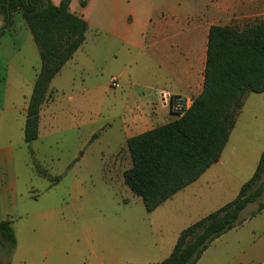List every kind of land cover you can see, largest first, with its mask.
Instances as JSON below:
<instances>
[{"label":"crops","instance_id":"0c3cea01","mask_svg":"<svg viewBox=\"0 0 264 264\" xmlns=\"http://www.w3.org/2000/svg\"><path fill=\"white\" fill-rule=\"evenodd\" d=\"M50 1L59 6L63 0ZM82 1L87 2L84 7ZM262 8L264 0H71L70 11L81 16L89 29L80 60L76 58L81 49L53 79L50 90L55 95L64 92L63 74L68 70H81L89 77L110 72L111 79L118 80L117 88L126 94L122 133L127 148L129 138L176 120L163 95L194 102L202 94L211 27H235L230 24L233 19L248 21ZM4 20L0 14V29ZM7 36L17 45L4 41ZM0 59L4 69L0 72V85H4L0 93V222H12L17 239L11 254L0 241V264H53L56 253L48 244L50 233L38 231L39 212L28 206L38 190L26 185L27 164L21 152L42 138L44 115L56 119V112L50 109L57 106L58 98L43 106L39 137L27 144V111L42 63L21 12L0 41ZM110 81L105 83L108 91L113 89ZM15 94L20 95L19 101H13ZM246 109L247 96L219 162L155 210L170 217H149L151 231L143 243L131 249L119 244L112 251L94 249L95 264H162L183 230L238 196L255 174L264 151V124L257 131H239ZM107 127L103 126L101 135ZM84 157L83 153L73 162ZM257 209V204L249 205L240 217L244 222L215 240L197 264H264V209L252 217Z\"/></svg>","mask_w":264,"mask_h":264},{"label":"trees","instance_id":"16d2710c","mask_svg":"<svg viewBox=\"0 0 264 264\" xmlns=\"http://www.w3.org/2000/svg\"><path fill=\"white\" fill-rule=\"evenodd\" d=\"M46 0H0L4 26L0 41L22 13L41 55V70L29 101L25 142L39 137L40 114L52 98L53 79L86 41L89 26L70 11L71 0L46 6ZM86 1H82L84 7ZM249 93H264V18L244 29L213 26L209 33L204 89L181 119L127 140L132 161L124 171L126 186L151 213L217 164ZM98 138L95 134L90 142ZM56 181L59 178L55 179ZM264 151L253 177L238 196L216 212L183 230L162 264H197L215 240L240 226L242 212L251 204L264 209ZM0 241L11 254L17 245L13 224L0 222Z\"/></svg>","mask_w":264,"mask_h":264},{"label":"rangeland","instance_id":"374dc122","mask_svg":"<svg viewBox=\"0 0 264 264\" xmlns=\"http://www.w3.org/2000/svg\"><path fill=\"white\" fill-rule=\"evenodd\" d=\"M263 18L264 9L248 21L233 19L230 24L244 29ZM9 37L4 41L17 45ZM91 46L92 42L86 46V51ZM82 51L76 59L80 60ZM72 67L79 66L73 64ZM3 70L0 59V72ZM63 75L66 78L64 92L58 95L53 92L48 101L58 98L57 106L50 109L56 112V119L44 115L42 138L30 147L34 156L29 148L21 152L27 164L24 168L26 185L38 190L28 206L39 212L38 231L50 233L48 244L56 253L51 259L53 264H82L83 259L87 264H95L94 249L112 251L118 244L123 249H131L143 243L151 231L149 217H170V214L164 216L162 210L147 212L142 199L124 182L123 173L132 165L128 148L123 145L126 94L121 87L106 89L111 73L89 77L81 70H68ZM3 86L0 85V93ZM19 99L20 95L15 94L13 101ZM105 124L110 128L101 135ZM262 124L264 96L249 93L239 131H257ZM95 134L98 138L88 143ZM83 153L85 157L74 163ZM50 210L54 212L50 214ZM197 216L192 214L191 217Z\"/></svg>","mask_w":264,"mask_h":264},{"label":"built area","instance_id":"2783aa9c","mask_svg":"<svg viewBox=\"0 0 264 264\" xmlns=\"http://www.w3.org/2000/svg\"><path fill=\"white\" fill-rule=\"evenodd\" d=\"M110 86L115 89L118 87V80L116 78L111 79ZM164 104L169 106L171 113L176 119L183 118L186 113L191 109L193 101L181 96L171 97L169 95H163Z\"/></svg>","mask_w":264,"mask_h":264},{"label":"water","instance_id":"95a60500","mask_svg":"<svg viewBox=\"0 0 264 264\" xmlns=\"http://www.w3.org/2000/svg\"><path fill=\"white\" fill-rule=\"evenodd\" d=\"M45 3H46V6H49V1H45ZM5 17H4V15H2V19H4Z\"/></svg>","mask_w":264,"mask_h":264}]
</instances>
